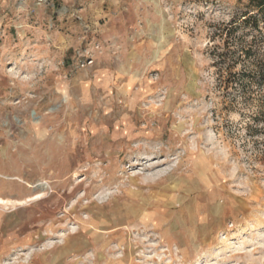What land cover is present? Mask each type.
<instances>
[{"label": "rangeland", "instance_id": "1", "mask_svg": "<svg viewBox=\"0 0 264 264\" xmlns=\"http://www.w3.org/2000/svg\"><path fill=\"white\" fill-rule=\"evenodd\" d=\"M239 10L0 0V264H264V146L210 50Z\"/></svg>", "mask_w": 264, "mask_h": 264}, {"label": "trees", "instance_id": "2", "mask_svg": "<svg viewBox=\"0 0 264 264\" xmlns=\"http://www.w3.org/2000/svg\"><path fill=\"white\" fill-rule=\"evenodd\" d=\"M237 1L241 10L220 25L210 47L217 89L222 109L247 116L240 127L264 146V0ZM240 104L254 109L247 115Z\"/></svg>", "mask_w": 264, "mask_h": 264}, {"label": "crops", "instance_id": "3", "mask_svg": "<svg viewBox=\"0 0 264 264\" xmlns=\"http://www.w3.org/2000/svg\"><path fill=\"white\" fill-rule=\"evenodd\" d=\"M106 60V59H103ZM113 77L110 76V72L106 67H101L99 69V73H97L96 76V83L99 84L102 88L108 89L111 87ZM131 84L137 83V81L131 80ZM135 94V93H134ZM139 94H135V96H138Z\"/></svg>", "mask_w": 264, "mask_h": 264}, {"label": "built area", "instance_id": "4", "mask_svg": "<svg viewBox=\"0 0 264 264\" xmlns=\"http://www.w3.org/2000/svg\"><path fill=\"white\" fill-rule=\"evenodd\" d=\"M94 60L92 58H88L87 60L82 62V67H86L89 66L91 64H93Z\"/></svg>", "mask_w": 264, "mask_h": 264}, {"label": "bare ground", "instance_id": "5", "mask_svg": "<svg viewBox=\"0 0 264 264\" xmlns=\"http://www.w3.org/2000/svg\"><path fill=\"white\" fill-rule=\"evenodd\" d=\"M41 194V193H40ZM39 196H41V195H39L38 194V196L37 197H39ZM32 199V198H31ZM6 200L5 199H2L1 197H0V204H2V203H4ZM20 202V201H19Z\"/></svg>", "mask_w": 264, "mask_h": 264}]
</instances>
